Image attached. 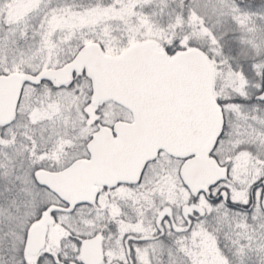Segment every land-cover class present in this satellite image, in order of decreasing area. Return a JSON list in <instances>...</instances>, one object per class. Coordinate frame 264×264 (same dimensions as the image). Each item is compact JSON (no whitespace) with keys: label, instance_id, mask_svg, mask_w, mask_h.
<instances>
[{"label":"snow or ice","instance_id":"6c2138e0","mask_svg":"<svg viewBox=\"0 0 264 264\" xmlns=\"http://www.w3.org/2000/svg\"><path fill=\"white\" fill-rule=\"evenodd\" d=\"M0 0V264H264V0Z\"/></svg>","mask_w":264,"mask_h":264},{"label":"rangeland","instance_id":"374dc122","mask_svg":"<svg viewBox=\"0 0 264 264\" xmlns=\"http://www.w3.org/2000/svg\"><path fill=\"white\" fill-rule=\"evenodd\" d=\"M32 10V4L30 0H20V5L17 8L18 15H26L29 11Z\"/></svg>","mask_w":264,"mask_h":264}]
</instances>
